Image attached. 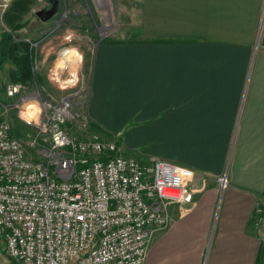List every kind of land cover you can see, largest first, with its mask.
Here are the masks:
<instances>
[{
	"label": "crops",
	"instance_id": "obj_1",
	"mask_svg": "<svg viewBox=\"0 0 264 264\" xmlns=\"http://www.w3.org/2000/svg\"><path fill=\"white\" fill-rule=\"evenodd\" d=\"M262 5L137 0L127 37L111 38L123 42L94 46L89 120L124 156L194 174L193 201L168 207L169 226L153 236L144 264H264V221L255 225L264 206ZM11 70L0 65V89L12 84ZM18 102L0 90V118Z\"/></svg>",
	"mask_w": 264,
	"mask_h": 264
},
{
	"label": "built area",
	"instance_id": "obj_2",
	"mask_svg": "<svg viewBox=\"0 0 264 264\" xmlns=\"http://www.w3.org/2000/svg\"><path fill=\"white\" fill-rule=\"evenodd\" d=\"M263 23L264 0L259 34ZM25 90L9 84L5 95L19 98L17 114L25 123L24 103L33 99L40 106V140L24 146L8 123H0L5 254L18 264H144L154 234L169 226L168 207L193 201V171L166 160L126 157L117 143L96 134L75 139L66 124L85 133L82 93L55 102L26 96ZM219 180L223 189L226 176ZM261 207L255 225L264 221Z\"/></svg>",
	"mask_w": 264,
	"mask_h": 264
},
{
	"label": "rangeland",
	"instance_id": "obj_3",
	"mask_svg": "<svg viewBox=\"0 0 264 264\" xmlns=\"http://www.w3.org/2000/svg\"><path fill=\"white\" fill-rule=\"evenodd\" d=\"M12 1L0 0V40L3 32L9 31L5 14ZM31 1L30 10L22 16L21 22L29 20V26L34 25V29L31 32L22 30L19 34L23 37H20L21 40L32 42L33 71L41 79V85H38L36 81L31 85H23L26 87L24 95L42 101L59 102L66 95L82 93V103L85 101L84 116L86 119L84 121L88 127L90 120L87 115V106L91 94L89 74L94 46L99 40L107 37H127L126 27L130 29L131 22L135 19L134 10L137 0H59L57 16L45 23H41L35 17V13L47 8L49 3L46 0ZM70 51H74L80 57L74 69L68 66V61H62L64 54ZM0 54L3 56L2 53ZM69 78L71 79L70 85L72 83L73 85L67 88L61 86ZM31 100L26 101L24 105L33 103L34 100ZM22 109L23 107L20 110V116L30 124L22 122L17 117L15 109L7 110L6 116L0 118V123H8L11 130L14 127H21L23 136L19 140L25 146L33 139L39 141L40 137L37 136L35 125H31L33 124L31 120L22 114ZM69 134L78 140H84L86 135L96 134L106 141L117 143L115 137L104 136L92 129L91 132L88 129L85 133L75 130ZM28 153L31 154L33 151L29 150ZM0 264H18L5 254V246L1 237Z\"/></svg>",
	"mask_w": 264,
	"mask_h": 264
},
{
	"label": "trees",
	"instance_id": "obj_4",
	"mask_svg": "<svg viewBox=\"0 0 264 264\" xmlns=\"http://www.w3.org/2000/svg\"><path fill=\"white\" fill-rule=\"evenodd\" d=\"M46 1L48 2V0ZM31 4V0H13L10 3L8 12L5 14V21L9 27V31L3 32L1 36L0 53H2L3 56L0 58L3 59L0 60V65L8 60L14 66V70H11L9 72V79L12 84L20 83L22 85H31L36 81L38 85H41V79H39L33 71L34 48L31 47L32 42L21 40L20 37L22 36L21 34H19V32L22 30L31 32L34 29V25H32V27L29 26V20L21 22L22 16L30 10ZM133 40L135 39L129 41ZM122 42V40H113L108 37L100 41V43ZM139 42L145 41L140 40ZM0 90L4 92L5 87H2V89ZM25 127H27V125ZM66 128L70 133L74 132L75 130L79 131V133L81 132L78 125H75L74 123L66 124ZM87 129L90 132L92 129L94 132L99 131V133H103L105 136H109V134L105 133L102 129L99 128L98 125L92 123L91 121ZM11 133L12 136L17 139L23 136V130L19 126L14 127L11 130ZM263 214L264 206L262 208V216L264 217Z\"/></svg>",
	"mask_w": 264,
	"mask_h": 264
},
{
	"label": "bare ground",
	"instance_id": "obj_5",
	"mask_svg": "<svg viewBox=\"0 0 264 264\" xmlns=\"http://www.w3.org/2000/svg\"><path fill=\"white\" fill-rule=\"evenodd\" d=\"M64 60L65 61H68L69 62V65L68 66H70L72 69H74L76 63L79 62L80 57H79L78 54L74 53V51H70V52L64 54V56L62 57V61H64ZM22 107H23L22 114L24 116H27L31 120V122L33 123V125H38L39 124V121L41 120V113H42L40 106H38L33 101V103L32 102H30V104L27 103V104H25Z\"/></svg>",
	"mask_w": 264,
	"mask_h": 264
},
{
	"label": "water",
	"instance_id": "obj_6",
	"mask_svg": "<svg viewBox=\"0 0 264 264\" xmlns=\"http://www.w3.org/2000/svg\"><path fill=\"white\" fill-rule=\"evenodd\" d=\"M50 3V8L45 10L41 9L35 13V17L41 22L45 23L57 16L59 11V1L58 0H48Z\"/></svg>",
	"mask_w": 264,
	"mask_h": 264
},
{
	"label": "flooded vegetation",
	"instance_id": "obj_7",
	"mask_svg": "<svg viewBox=\"0 0 264 264\" xmlns=\"http://www.w3.org/2000/svg\"><path fill=\"white\" fill-rule=\"evenodd\" d=\"M59 1V0H58ZM49 3V1H48ZM49 6L47 8H45V10L49 9L50 8V3L48 4ZM59 6H60V2H59Z\"/></svg>",
	"mask_w": 264,
	"mask_h": 264
}]
</instances>
